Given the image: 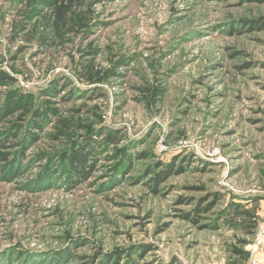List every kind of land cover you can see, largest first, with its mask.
<instances>
[{"label": "rangeland", "instance_id": "obj_1", "mask_svg": "<svg viewBox=\"0 0 264 264\" xmlns=\"http://www.w3.org/2000/svg\"><path fill=\"white\" fill-rule=\"evenodd\" d=\"M263 184L264 0H0V264H246Z\"/></svg>", "mask_w": 264, "mask_h": 264}, {"label": "crops", "instance_id": "obj_2", "mask_svg": "<svg viewBox=\"0 0 264 264\" xmlns=\"http://www.w3.org/2000/svg\"><path fill=\"white\" fill-rule=\"evenodd\" d=\"M264 185V184H263ZM257 193L254 196L257 197L258 215L261 219L264 218V186L254 188ZM247 201V199H242ZM248 258L246 264H264V241L260 248L253 249V244H250V248L247 249Z\"/></svg>", "mask_w": 264, "mask_h": 264}, {"label": "trees", "instance_id": "obj_3", "mask_svg": "<svg viewBox=\"0 0 264 264\" xmlns=\"http://www.w3.org/2000/svg\"><path fill=\"white\" fill-rule=\"evenodd\" d=\"M86 159V155H84V153L80 150H78L77 152L74 153L73 157L71 158V167L73 169V173L76 176H80V178L85 179L86 176V171L84 170L83 166V162H85Z\"/></svg>", "mask_w": 264, "mask_h": 264}, {"label": "built area", "instance_id": "obj_4", "mask_svg": "<svg viewBox=\"0 0 264 264\" xmlns=\"http://www.w3.org/2000/svg\"><path fill=\"white\" fill-rule=\"evenodd\" d=\"M264 241V222L257 231V234L255 236L254 242H253V249H258L262 246Z\"/></svg>", "mask_w": 264, "mask_h": 264}]
</instances>
